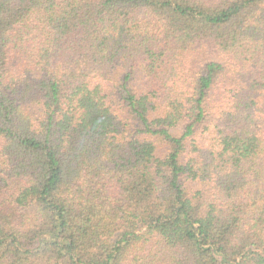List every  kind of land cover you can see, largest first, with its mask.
<instances>
[{"label":"trees","instance_id":"1","mask_svg":"<svg viewBox=\"0 0 264 264\" xmlns=\"http://www.w3.org/2000/svg\"><path fill=\"white\" fill-rule=\"evenodd\" d=\"M0 264H264V0H0Z\"/></svg>","mask_w":264,"mask_h":264}]
</instances>
